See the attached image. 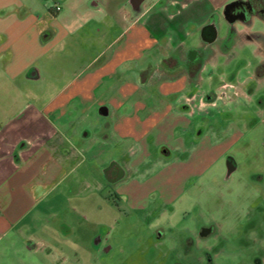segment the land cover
Returning <instances> with one entry per match:
<instances>
[{
  "label": "crops",
  "instance_id": "obj_1",
  "mask_svg": "<svg viewBox=\"0 0 264 264\" xmlns=\"http://www.w3.org/2000/svg\"><path fill=\"white\" fill-rule=\"evenodd\" d=\"M229 1L57 0L56 31L39 26L45 11L17 15L22 2L0 0V264L46 261L51 235L70 231L64 193L79 192L83 164L118 186L129 169L121 155H146L165 130L201 119L214 101L198 89L201 72L233 41L220 44L217 27L212 43L184 44Z\"/></svg>",
  "mask_w": 264,
  "mask_h": 264
},
{
  "label": "rangeland",
  "instance_id": "obj_2",
  "mask_svg": "<svg viewBox=\"0 0 264 264\" xmlns=\"http://www.w3.org/2000/svg\"><path fill=\"white\" fill-rule=\"evenodd\" d=\"M16 2L23 3L16 5L17 15L28 9L30 16L45 11L39 26L61 29L62 23L49 10L58 4L57 0ZM222 11L223 8L210 16L209 22L217 18L220 44L227 47L233 41V46L206 62L198 85L213 103L208 102L200 120L193 115L187 123L165 130L148 153L144 149L146 155H121L119 159L129 169L118 186L83 164L79 192L64 193L66 206L60 217L69 224L70 231L56 237L53 233V247L44 251L50 250L46 261L41 263L40 257L30 256L33 264H170L175 257L170 249L178 246L176 242L184 237L189 223L185 210L196 203V217L190 223L198 222V204L202 206L204 202L219 220L221 208L226 212L236 209L234 221L217 220L215 235L205 242L219 251L215 264H237L239 251L245 259L248 248L259 246V240H252V235L249 238L241 233L238 238L232 232L237 226L252 232L245 215H251L257 190H264V74L257 75L264 53L255 37L244 38L245 28L241 25L237 26L241 35L231 36ZM17 25L13 23V28ZM202 28L188 36L186 50L199 44ZM255 31H264V24L257 22L248 28L249 34ZM19 34L16 30L14 36ZM40 43L31 38L28 47L40 50ZM67 60L68 57L66 65ZM162 146L171 149L173 155H162ZM227 156L237 164L228 176ZM157 226L163 227L165 233L159 241L152 234ZM205 243H195L194 250ZM17 259L22 264L25 258ZM25 260L30 258L26 256Z\"/></svg>",
  "mask_w": 264,
  "mask_h": 264
},
{
  "label": "flooded vegetation",
  "instance_id": "obj_3",
  "mask_svg": "<svg viewBox=\"0 0 264 264\" xmlns=\"http://www.w3.org/2000/svg\"><path fill=\"white\" fill-rule=\"evenodd\" d=\"M226 16L230 20H232V23H229L223 14L225 22H227V24L231 28V36L241 35L240 30L237 28L238 25L246 28L251 27L257 22L264 24V0H234L228 8ZM203 33L205 37L204 41L206 44H210L217 39V37H215L213 41L207 42L208 39H212L215 34H217L216 18H213L208 24L204 25ZM228 36L230 37V35ZM252 36L260 42V48L264 53V31H255L253 33L251 32V34H249V37ZM205 51L206 48H203L199 51L190 50L186 53L184 62L190 68L195 67L199 64L200 59L205 54ZM257 70H261V72L257 71L258 74H264V60L259 64ZM236 165L237 164L234 158L231 156H227L226 173L227 169L233 168L234 171ZM257 191L258 192L256 193L254 200L252 201V203H254L255 205L253 207V210H251V215H245V218H247L245 222L246 224H249L248 229H253L252 232L242 231V227L237 226V228L235 229L236 231L232 232V236L239 238L241 233L246 235V237L252 235V240H259L260 244L258 247L254 245L252 248H248L249 252L247 256H245V259L246 257L249 258L248 261H250V263H247V259L246 261L241 263L245 259H243L244 253H241V251H239L237 264H264V190L259 188ZM191 200H193L192 197ZM195 204H192L185 210V215L187 217L186 219L189 223L188 225H186V228L184 230V237L179 240V242H176L178 243V246H174L170 249L175 256L169 262L170 264H215V258L218 255L219 251H214V246H208V244L206 245L205 242L215 235L218 226L217 220L219 219L217 218V216H215L216 214L213 211L207 209L204 202L202 206L198 204L199 213H196L201 218V220L198 222L194 221V223H190V221H193L194 217H196L193 211L196 207ZM220 210L221 212H219L221 213V219L219 221L223 222L230 219L234 221L235 216L233 214H235L234 212H236L235 208L228 212L224 211L223 208H221ZM252 213H254L255 215L252 216ZM248 214H250V212ZM228 216L232 217L228 218ZM230 230L231 229L229 228L227 234ZM152 234L156 241H159L165 237L164 229L161 226H157L156 228H154ZM201 242H204L205 244L203 246L201 245L200 248L194 250V244H199Z\"/></svg>",
  "mask_w": 264,
  "mask_h": 264
},
{
  "label": "water",
  "instance_id": "obj_4",
  "mask_svg": "<svg viewBox=\"0 0 264 264\" xmlns=\"http://www.w3.org/2000/svg\"><path fill=\"white\" fill-rule=\"evenodd\" d=\"M231 4H232V2L226 4L225 7H224V10H223V14H224L226 20H227L229 23H232V20H230L226 15H227L228 8H229V6H230ZM203 29H204V27L202 28L201 35H202V38L205 40L204 33H203ZM215 37H217V34H215V36H214L212 39H208L207 42H211V41H213V40L215 39ZM31 73H32V74H35L34 71H32ZM232 171H233V168H232V169H227V173H226V174L229 175Z\"/></svg>",
  "mask_w": 264,
  "mask_h": 264
},
{
  "label": "trees",
  "instance_id": "obj_5",
  "mask_svg": "<svg viewBox=\"0 0 264 264\" xmlns=\"http://www.w3.org/2000/svg\"><path fill=\"white\" fill-rule=\"evenodd\" d=\"M173 57H174V56H170V57H168V58H164V59L162 60V64L169 63V62L173 59ZM208 96H209V95H208Z\"/></svg>",
  "mask_w": 264,
  "mask_h": 264
},
{
  "label": "built area",
  "instance_id": "obj_6",
  "mask_svg": "<svg viewBox=\"0 0 264 264\" xmlns=\"http://www.w3.org/2000/svg\"><path fill=\"white\" fill-rule=\"evenodd\" d=\"M55 8H56V10H58V9H59V7H58V6H56Z\"/></svg>",
  "mask_w": 264,
  "mask_h": 264
}]
</instances>
